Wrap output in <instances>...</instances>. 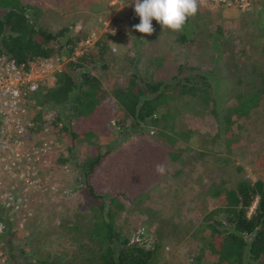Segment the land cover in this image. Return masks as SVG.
<instances>
[{"label": "rangeland", "instance_id": "1", "mask_svg": "<svg viewBox=\"0 0 264 264\" xmlns=\"http://www.w3.org/2000/svg\"><path fill=\"white\" fill-rule=\"evenodd\" d=\"M131 1L63 0L54 6L44 4L37 21L51 31L63 29L61 44L67 37H78L79 42L87 30L98 31L97 43L103 53L96 52V45L87 48L84 66L98 78L109 102L114 103L110 92L123 86L132 74L140 82H174L178 65L206 72L211 93L208 98L167 96L161 104L167 117L160 119L157 126H139L136 133L121 107L113 104L115 113L107 123V136L95 138L102 152L116 151L133 140L145 142L147 150L149 142L159 147L154 131L163 126L176 131V146L183 149L176 160L164 158L163 173L151 182L147 194L131 195L119 190L115 208L109 201L112 193L96 197L85 186L93 174L80 182L87 145L75 143L69 151L68 138L57 131L46 169L47 181L67 191V198L58 203L35 198L31 210L5 219L7 226L1 243L20 264H94L89 232L96 207L102 202L104 211L113 210L112 226L120 242L135 239L139 233L142 244L149 245L151 240L158 243L155 264H188L190 258L199 255L202 264H210L215 258L200 251L207 235L201 219L216 208L207 190L213 184L232 188L240 179H256L253 160L264 156V0L250 13L214 5L217 7L212 14L203 11L180 32L162 30L158 24L152 35L132 32L130 24L139 18L133 11L125 18L128 30H122V19L115 12L121 5H131ZM84 14H100L107 18V26L88 25L80 17ZM57 55L61 66L68 61L65 52ZM257 91L258 107L233 121L226 138L222 115L234 106L239 94ZM212 100L216 117L210 113ZM59 114L61 123L69 124L66 110L61 109ZM48 116L53 118V113Z\"/></svg>", "mask_w": 264, "mask_h": 264}, {"label": "trees", "instance_id": "2", "mask_svg": "<svg viewBox=\"0 0 264 264\" xmlns=\"http://www.w3.org/2000/svg\"><path fill=\"white\" fill-rule=\"evenodd\" d=\"M61 1L0 0V52L24 68L34 59L50 57L57 52L66 53L68 61L55 73L53 84L39 87L32 93L40 110H31L30 116L37 130L44 122L42 116L53 113L48 124L52 130L63 132L68 138L69 151L75 143L87 145L88 154L80 168V182L84 183L93 174L91 180L84 183L85 186L96 197L101 193H112L109 201L115 208L119 190L131 195L147 194L151 182L159 175L157 165H161L164 158L176 160L183 149L176 146V131L163 126L154 131L157 142L161 144L159 147L149 142L147 150L145 142L133 140L116 151L102 152L95 138L107 136V123L115 113L113 104L121 107L124 117L130 121L131 130L136 133L140 130L139 126L146 123L157 126L160 119L167 117V110L161 111V104L167 96L208 98L211 93L208 84L210 78L206 72L186 69L181 65L177 66L176 75L172 77L174 82H140L132 74L123 86L115 87L110 92L114 103L109 102L98 78L85 70L88 54L73 56L78 37H67L61 44L59 38L65 36L63 29L51 31L37 21L44 4L54 6ZM96 52L102 55V47L98 46ZM184 70L186 74H183ZM258 93L239 94L234 106L222 115L226 124V138L231 133L230 124L233 121L247 116L250 110L258 107ZM210 105V113L216 117L215 101L212 100ZM61 109L66 110L65 117L69 124L61 123ZM114 125L118 126L116 122ZM253 166L257 173L254 182L240 179L232 188L213 184L207 190V195L215 200L216 208L201 219L207 235L200 251L215 258L210 264H264V156L253 160ZM113 215L112 208L104 211L103 202L97 205L89 232V241L94 244L91 257L94 264H155L158 243L152 240L148 246H144V243H130L129 239L120 242L112 226ZM188 264H202L201 255L190 258Z\"/></svg>", "mask_w": 264, "mask_h": 264}, {"label": "built area", "instance_id": "3", "mask_svg": "<svg viewBox=\"0 0 264 264\" xmlns=\"http://www.w3.org/2000/svg\"><path fill=\"white\" fill-rule=\"evenodd\" d=\"M206 1L248 13L256 3V0ZM103 24L107 26V23ZM99 36L95 29L86 31L76 44L73 56L84 55L87 48L96 45ZM61 62V58L53 54L34 59L24 68L0 52V264H20L1 243L7 226L6 218L11 220V216L31 210L35 198L49 203H58L67 198V191L47 181L46 169L57 136V130H52L48 124L52 118L48 114L42 116L44 122L36 130L30 116L33 108L40 110L32 93L39 87L53 84L55 73L62 67ZM135 235L137 237L130 243L143 245L140 234Z\"/></svg>", "mask_w": 264, "mask_h": 264}, {"label": "clouds", "instance_id": "4", "mask_svg": "<svg viewBox=\"0 0 264 264\" xmlns=\"http://www.w3.org/2000/svg\"><path fill=\"white\" fill-rule=\"evenodd\" d=\"M132 4L140 20L134 30L145 35L154 32L153 20L161 25L162 30L180 32L198 11V0H133ZM163 170V165H157L158 173L162 174Z\"/></svg>", "mask_w": 264, "mask_h": 264}, {"label": "crops", "instance_id": "5", "mask_svg": "<svg viewBox=\"0 0 264 264\" xmlns=\"http://www.w3.org/2000/svg\"><path fill=\"white\" fill-rule=\"evenodd\" d=\"M260 0H256V3H259ZM133 1H131V5H127V6H123L121 5L119 10H117L115 12V14L118 15L119 18H121V27H122V30H128V23H125V18L128 17L129 14H131V12L133 11L134 12V4H132ZM214 7H217V6H214L213 4H208L206 0H198V11L197 13L195 14L194 17H191L188 19V21L190 20H193L196 18L197 15H201L203 13V11H205L206 13H209V14H212V10L214 9ZM220 7V6H219ZM221 8V7H220ZM255 8V7H254ZM254 10V9H253ZM210 11V12H209ZM135 13V12H134ZM104 15V14H103ZM133 15V14H132ZM105 16V15H104ZM136 16V15H135ZM80 17H82V20L84 22H87L88 21V25H97V26H104L105 24H103L104 22L107 23V18H104L103 16H101L100 14H84V15H80ZM107 17V16H106ZM133 17V16H132ZM130 16V18H132ZM134 19V18H132ZM136 19V20H135ZM134 21H133V24H130L131 25V28H133L132 32L135 31L134 30V26L139 24V18L135 17ZM187 21V22H188ZM158 25V23L153 20L152 21V27ZM90 26H87V28L89 29ZM88 31V30H87Z\"/></svg>", "mask_w": 264, "mask_h": 264}]
</instances>
